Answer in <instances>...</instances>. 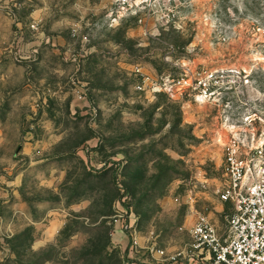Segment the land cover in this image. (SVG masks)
<instances>
[{
    "label": "rangeland",
    "instance_id": "rangeland-1",
    "mask_svg": "<svg viewBox=\"0 0 264 264\" xmlns=\"http://www.w3.org/2000/svg\"><path fill=\"white\" fill-rule=\"evenodd\" d=\"M198 68L225 71L205 102L139 74ZM258 118L264 0H0V264H142L129 234L167 247L214 212Z\"/></svg>",
    "mask_w": 264,
    "mask_h": 264
},
{
    "label": "built area",
    "instance_id": "built-area-1",
    "mask_svg": "<svg viewBox=\"0 0 264 264\" xmlns=\"http://www.w3.org/2000/svg\"><path fill=\"white\" fill-rule=\"evenodd\" d=\"M139 74L144 83L157 90L168 95L176 91L199 102L216 95L225 78L223 70L199 68L182 69L178 77L153 79ZM246 122L244 119L231 126L222 146L221 180L211 189L212 195L228 207L224 231L220 232L207 214H196L186 250L193 264L198 257L204 264H264V118H258L256 130L249 128L251 120ZM130 228L122 226L124 231ZM129 236V248L134 251L137 242L132 233ZM147 249L170 262L182 257L180 251L166 256L164 250Z\"/></svg>",
    "mask_w": 264,
    "mask_h": 264
},
{
    "label": "crops",
    "instance_id": "crops-1",
    "mask_svg": "<svg viewBox=\"0 0 264 264\" xmlns=\"http://www.w3.org/2000/svg\"><path fill=\"white\" fill-rule=\"evenodd\" d=\"M217 202L220 205L214 206V212L207 213V216L211 220V222L216 226V228L222 232L224 231L225 228V220H224V206H226L223 203H220L218 200ZM190 222L189 223H183L178 231L175 232L176 235V241L174 242L176 244L169 245L167 247H157L155 243H150L147 238H142L137 233L135 232L134 237L137 242V249L134 251H131V249L128 247L127 252L130 254H139L141 256V263L142 264H193L191 261L188 260L187 256V247L190 243V229L195 221V214L190 217ZM118 229V228H116ZM119 230V229H118ZM116 232V231H115ZM115 239L116 241L119 240L123 248L126 246V242L128 241V237L123 234L122 231L119 233H115ZM154 247L155 249H160L164 250L165 255H172L175 252H182V257H179L175 262H170L166 258L161 257L159 254H157L155 251L154 252H149L147 248L149 247ZM196 263L197 264H204L202 260H200V257L196 258Z\"/></svg>",
    "mask_w": 264,
    "mask_h": 264
}]
</instances>
